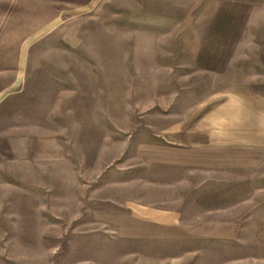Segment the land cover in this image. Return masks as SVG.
<instances>
[{"label":"rangeland","instance_id":"obj_1","mask_svg":"<svg viewBox=\"0 0 264 264\" xmlns=\"http://www.w3.org/2000/svg\"><path fill=\"white\" fill-rule=\"evenodd\" d=\"M179 257L264 264V0H0V264Z\"/></svg>","mask_w":264,"mask_h":264},{"label":"crops","instance_id":"obj_2","mask_svg":"<svg viewBox=\"0 0 264 264\" xmlns=\"http://www.w3.org/2000/svg\"><path fill=\"white\" fill-rule=\"evenodd\" d=\"M146 215L145 216L149 221V223H147V225L145 226H151L153 228L155 227L157 230L156 232H142L144 235L153 236L154 238H160L163 241H174L175 237H177V241H181L183 239L184 241L186 240V237H184L185 232L181 231L180 229L181 226L182 227L184 226L182 225V223L185 222V220L183 221L182 217L180 216L174 217L169 214H163L162 212H156V211H152ZM187 259L188 258L185 257H179L175 261V263H170V264H190V262ZM160 264H169V263H166L164 261V263H160Z\"/></svg>","mask_w":264,"mask_h":264}]
</instances>
